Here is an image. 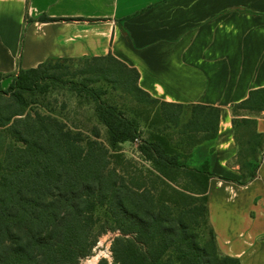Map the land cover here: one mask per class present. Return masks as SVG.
Here are the masks:
<instances>
[{
    "label": "trees",
    "instance_id": "trees-1",
    "mask_svg": "<svg viewBox=\"0 0 264 264\" xmlns=\"http://www.w3.org/2000/svg\"><path fill=\"white\" fill-rule=\"evenodd\" d=\"M74 59L47 58L12 75L7 88L0 84V264H79L108 230L117 232L113 259L99 264H240L219 251L208 219V161L188 163L197 144L216 137L220 108L154 98L139 86L137 69L110 53L78 57L73 70ZM57 87L93 103L109 148L138 140L155 179L126 178L97 127L89 137L46 110L41 103ZM108 89L157 107L151 125L179 127V142L158 127L143 137L138 120L106 97ZM261 111L264 86L231 105L232 123L249 126ZM247 135L252 149L260 144V135ZM249 167L252 177L257 164Z\"/></svg>",
    "mask_w": 264,
    "mask_h": 264
},
{
    "label": "crops",
    "instance_id": "crops-1",
    "mask_svg": "<svg viewBox=\"0 0 264 264\" xmlns=\"http://www.w3.org/2000/svg\"><path fill=\"white\" fill-rule=\"evenodd\" d=\"M108 53L136 68L154 98L220 108L216 137L197 144L188 163L208 161L219 251L264 264V111L239 127L231 112L264 86V0H0L2 88L50 57Z\"/></svg>",
    "mask_w": 264,
    "mask_h": 264
},
{
    "label": "rangeland",
    "instance_id": "rangeland-1",
    "mask_svg": "<svg viewBox=\"0 0 264 264\" xmlns=\"http://www.w3.org/2000/svg\"><path fill=\"white\" fill-rule=\"evenodd\" d=\"M78 68V61L76 58L71 66V69ZM73 76H67L71 78ZM80 77L75 76L74 80H79ZM106 97L116 104H118L128 116H134L139 122V128L142 132V136H146V133L158 127L170 134L172 137V143L176 144L180 140V135L176 133L178 128L169 127L166 128L165 124L160 121H155L151 125L148 118L156 117V108L147 107L144 103L136 101L132 96L120 91H113L108 89ZM42 100V99H41ZM41 100L39 102H41ZM41 103L47 107L46 110L51 111L52 114L57 116L66 122L68 127L74 130H80L84 135L93 137L92 128L97 127L99 130V140L108 146L107 133L105 126L100 123L94 112L93 103L82 97H78L75 94L65 89L55 88L49 93V97L44 99ZM42 109L43 107H39ZM45 109V108H43ZM188 114V110H185L184 118ZM156 119V118H155ZM154 120V119H153ZM139 141H125L118 145L116 150L109 148V159L111 164L117 169L122 171L126 178L134 180L136 182H142L147 180L149 182L152 177L150 171L153 169L151 163L146 160L144 155L139 150ZM161 187H156L155 194L158 196ZM97 215L102 219L105 217L103 208H99ZM202 231V229H201ZM117 232L106 231L99 236L96 245L93 247L91 254L84 257L79 264H85V262L91 258L94 254L99 253V259L96 264H99L100 259H106L108 262L112 261V252L110 250L112 238ZM218 246V245H217ZM222 253V252H221Z\"/></svg>",
    "mask_w": 264,
    "mask_h": 264
},
{
    "label": "bare ground",
    "instance_id": "bare-ground-1",
    "mask_svg": "<svg viewBox=\"0 0 264 264\" xmlns=\"http://www.w3.org/2000/svg\"><path fill=\"white\" fill-rule=\"evenodd\" d=\"M99 259V253L94 254L91 258H89L85 264H96L97 260Z\"/></svg>",
    "mask_w": 264,
    "mask_h": 264
}]
</instances>
